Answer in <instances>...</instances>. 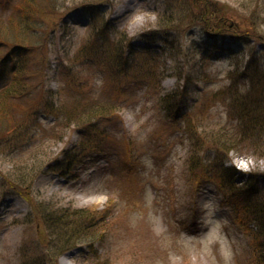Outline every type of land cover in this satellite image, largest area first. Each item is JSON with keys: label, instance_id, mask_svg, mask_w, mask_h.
I'll return each mask as SVG.
<instances>
[{"label": "rangeland", "instance_id": "rangeland-1", "mask_svg": "<svg viewBox=\"0 0 264 264\" xmlns=\"http://www.w3.org/2000/svg\"><path fill=\"white\" fill-rule=\"evenodd\" d=\"M99 1L71 0V4ZM213 1L238 11L234 0ZM252 6L261 15L259 30L264 31L263 3L254 1ZM165 9L162 0H105L97 10L70 15L65 26L63 19L42 47L25 43L30 52L7 51L5 45L0 49V57H9L6 62L3 58V65L0 62V89L11 80L14 67L27 61L25 70L41 72L45 88L56 91V107L63 96L77 90L83 91V97L105 96L112 101L110 116L95 121L91 131L86 129L92 144L101 147L68 170L66 153L71 157L77 153L74 149L86 139L85 131L56 129L55 116L40 113L10 134L0 132V264H212L213 258L219 260L218 253L209 254L203 241L208 231L206 211L213 208V218L221 222L230 242L233 264H256L255 227L238 222L242 212L232 211L230 194L205 178L207 173L200 176L198 186L191 183L188 159L197 155L203 157V165L222 162L235 171L237 186L249 184L254 192H264V157L253 154L255 141H246L237 132L241 145L237 151L230 147L224 153L221 146L225 144L221 137L231 136L241 125L235 111L237 97L247 100L249 112L261 104L258 94H264V77L240 80L241 88L234 93V65L242 68L254 52L264 71V44L253 38L230 43L225 38L206 40L198 24H190L194 26L178 33L179 40L171 48L162 36H152L155 30L160 33L157 22ZM166 10L185 20L191 12L182 0H170ZM190 22L187 19L185 24ZM93 24L96 28L91 31L87 27ZM120 34L133 47L128 55L134 67L141 64L142 55L156 58L150 65L155 77H120L106 85V61L97 60L103 58V47H110ZM91 45L101 46L100 51ZM142 46L149 50L140 55ZM206 47L221 49L209 56ZM229 47L236 53L229 54ZM176 91H181L178 115L170 118L165 106L172 101L167 95ZM187 120L196 122L186 132ZM42 129L47 130L41 134ZM196 141L206 143L200 149ZM260 144L258 151H264V141ZM35 149L42 150L38 166L25 165L17 172L25 198L9 184L14 183L15 168L24 167ZM80 209L96 219L91 228L97 230L96 236L63 251L47 227L53 215L67 218Z\"/></svg>", "mask_w": 264, "mask_h": 264}, {"label": "trees", "instance_id": "trees-1", "mask_svg": "<svg viewBox=\"0 0 264 264\" xmlns=\"http://www.w3.org/2000/svg\"><path fill=\"white\" fill-rule=\"evenodd\" d=\"M162 1L165 3L167 9L170 5V0ZM182 1L184 7L188 8L189 12H192L186 14L188 21L190 20L191 22L185 24L187 19L185 20L174 13L167 14L166 12L168 10L165 9V13L159 16L157 22V29H159L160 33L155 32V30L152 35L155 39L162 36L165 40H163V42L171 46V48H174L175 42L177 43L179 40L178 33L191 29L195 24H198L202 33H204L208 39H214L216 40L215 42L228 36L234 39V42L238 40H243L244 42V40L253 38V40L258 43L264 44V31L259 30L261 15L258 14V9L252 6L254 1L257 2L258 0H246V2L243 0H234L238 11L233 9L230 4H228V8L225 3L219 1ZM261 1L264 6V0ZM102 4H105V0L75 5L71 4V0H12V3L11 0H0V49L5 45L7 51L17 49L18 52H30L28 51L29 46L27 44H31V48L42 47L52 32L60 27L59 25L63 22L64 16L67 13L75 10H97ZM218 4L221 6H218ZM262 18L264 22V17ZM92 22L96 23L93 19ZM65 25H67L66 21L62 23V26ZM105 26L106 23L100 26V34L106 28ZM246 26L249 28H246ZM87 28L94 31L96 25H89ZM120 35L115 38V42L111 43L110 47H103L100 56V58H103L97 60L100 63L101 60L106 61V70L109 74L106 85L108 83V85H111V81L117 80L120 77H125L126 79L130 78V80L136 77L137 80L155 77V69H153L152 66L150 67V65L156 58L149 55H142L144 58L140 60L141 64L137 65V68L134 67L135 63H130L131 55H128V51L131 52L133 47L122 35ZM94 41L98 40L95 39ZM192 43L193 46L196 45L195 41H192ZM90 48L100 51L101 46L91 45ZM138 49L144 50L140 55L145 54L148 52L146 50H149L145 46L139 47ZM219 49L220 47L208 48L209 51L206 52V55L211 56V51L217 53ZM229 50V54L234 51V49H230V47ZM235 53L236 52H234V54ZM5 56L6 54L0 57L2 65L4 64V61H2L3 58H5L6 62L7 57ZM247 57L246 63L242 68L238 64L234 65V69L237 71L236 76H234V93H236L237 87L240 86V80L243 81L247 78H251L252 82H254L259 77H264V71L261 69L263 66L258 64L256 55L252 52ZM27 65L28 62L23 61L20 67L18 65L14 67L11 80L4 88L0 89V132L2 133L9 130L4 135L10 134L14 128L25 126L32 115L37 116V114L40 113L54 115L55 122L53 125L55 124V128L61 127L63 129H71V127H73V129L78 130L80 133H84L85 131L84 138L86 139L80 141L74 149L77 153L72 157L70 156V152L66 153L67 159H65V161L69 162L66 168L68 170L70 166H74L90 158L101 147V144H92L93 140H91L90 134L86 129L88 128V130L91 131L95 121L98 119L102 121L110 116L112 112L110 110L112 101L108 100L104 96V93H102L104 99H90L86 95L83 97V91L77 90L69 94L68 97L63 96L61 103L56 107L54 101L57 96L56 92L45 88L46 82L40 77L41 72L40 74H38L37 70L27 72L25 70ZM94 65L96 64L94 63ZM133 67L135 69H132ZM186 75L187 74L183 75L184 78ZM168 98L171 99L172 104L165 106L168 108V110L166 109V114L168 117L173 118L178 115L177 109L181 99V91L170 93V95H167V99ZM258 99L261 100L260 106L254 108L252 112H249L247 100L241 98V95L237 97L235 111L239 116L241 125L236 129L237 131H231L233 134L230 132L231 136L221 137L224 140L222 142L225 143L221 145L225 148L224 153H227L231 148L233 151H237L238 146H241L236 139L238 132L239 137L249 139L246 141H250L251 139L255 141L254 147L251 146L255 152H253L254 155L264 157V151H258L259 148L263 146L260 143L264 141V94H258ZM261 105L263 107H261ZM201 114L202 113H200V115ZM195 122L196 121H188L184 128L185 131L187 132L190 130L189 128ZM54 127L48 130L51 132L49 135L53 134ZM43 130L44 129L41 130V134ZM46 130L47 129H45L43 133H45ZM218 132L222 133L221 130ZM47 137L48 136L44 135V138ZM205 143L206 142L202 141L197 144L196 141L200 149ZM195 151L196 149L193 150V152ZM207 151L208 150H206L205 153H207ZM41 152L42 150L35 149V151L32 152L33 156L22 163L24 167L15 168V174L13 176L16 177L13 180L14 183L11 182L9 184L11 188L23 194V192H20L21 189L19 188L22 186V180H20L22 176H17V172L25 168V165L31 167L33 165L38 166L37 156ZM202 160L203 157L197 155L195 158L190 157L188 159L190 165L188 171L191 183L195 185L199 184L200 176L207 173L205 178L214 180L221 190L230 194L232 207L235 209L232 211L237 215H241L239 211L242 212V219H239L238 222L240 220L244 224L249 222L255 227V231H253L255 239L252 242L254 263L264 264V192H254L251 190L252 186L249 184L246 186L244 184L237 186L234 176L235 171L231 167H224L222 162L216 161L214 163L212 162L213 164L204 163L205 165H203ZM4 179L7 181L6 177H4ZM247 191L250 193L246 194ZM24 197L26 198L27 196L24 195ZM55 217L56 216L53 215L52 222L49 223L50 225L47 227V233L52 236L51 238L63 251L70 250L79 243L85 242L87 238L96 236L97 230L91 229L94 227L92 224L95 223L96 219L90 216L86 209L73 210L69 216L67 215V218L60 216V219L59 217L55 219Z\"/></svg>", "mask_w": 264, "mask_h": 264}, {"label": "clouds", "instance_id": "clouds-1", "mask_svg": "<svg viewBox=\"0 0 264 264\" xmlns=\"http://www.w3.org/2000/svg\"><path fill=\"white\" fill-rule=\"evenodd\" d=\"M214 212V208L211 211H206L208 231L205 233L203 245L213 257L218 253L219 260L213 258L212 264H233V252L230 242L223 233L221 222L214 220Z\"/></svg>", "mask_w": 264, "mask_h": 264}, {"label": "bare ground", "instance_id": "bare-ground-1", "mask_svg": "<svg viewBox=\"0 0 264 264\" xmlns=\"http://www.w3.org/2000/svg\"><path fill=\"white\" fill-rule=\"evenodd\" d=\"M70 255H71V254H70V253H68V254L66 255V257L68 258Z\"/></svg>", "mask_w": 264, "mask_h": 264}]
</instances>
